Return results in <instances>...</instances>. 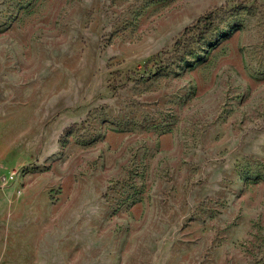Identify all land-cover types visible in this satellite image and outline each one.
<instances>
[{
	"label": "rangeland",
	"instance_id": "374dc122",
	"mask_svg": "<svg viewBox=\"0 0 264 264\" xmlns=\"http://www.w3.org/2000/svg\"><path fill=\"white\" fill-rule=\"evenodd\" d=\"M0 264H264V0H0Z\"/></svg>",
	"mask_w": 264,
	"mask_h": 264
},
{
	"label": "trees",
	"instance_id": "16d2710c",
	"mask_svg": "<svg viewBox=\"0 0 264 264\" xmlns=\"http://www.w3.org/2000/svg\"><path fill=\"white\" fill-rule=\"evenodd\" d=\"M213 16V13H205L181 30L179 37L174 41V47L178 48L177 54L189 50L192 44L200 41L210 32Z\"/></svg>",
	"mask_w": 264,
	"mask_h": 264
},
{
	"label": "built area",
	"instance_id": "2783aa9c",
	"mask_svg": "<svg viewBox=\"0 0 264 264\" xmlns=\"http://www.w3.org/2000/svg\"><path fill=\"white\" fill-rule=\"evenodd\" d=\"M8 178L11 179L12 178V173L10 175H8Z\"/></svg>",
	"mask_w": 264,
	"mask_h": 264
}]
</instances>
